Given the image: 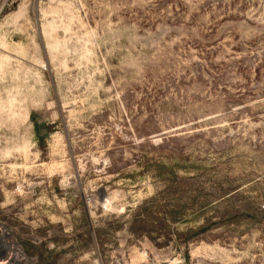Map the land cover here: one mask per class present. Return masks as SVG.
<instances>
[{
    "label": "rangeland",
    "instance_id": "obj_1",
    "mask_svg": "<svg viewBox=\"0 0 264 264\" xmlns=\"http://www.w3.org/2000/svg\"><path fill=\"white\" fill-rule=\"evenodd\" d=\"M120 263L264 264V0H0V264Z\"/></svg>",
    "mask_w": 264,
    "mask_h": 264
},
{
    "label": "trees",
    "instance_id": "obj_2",
    "mask_svg": "<svg viewBox=\"0 0 264 264\" xmlns=\"http://www.w3.org/2000/svg\"><path fill=\"white\" fill-rule=\"evenodd\" d=\"M31 118L35 124L38 140L40 142H45L52 133L51 129H49V124L39 123V121L35 118V115H32Z\"/></svg>",
    "mask_w": 264,
    "mask_h": 264
},
{
    "label": "built area",
    "instance_id": "obj_3",
    "mask_svg": "<svg viewBox=\"0 0 264 264\" xmlns=\"http://www.w3.org/2000/svg\"><path fill=\"white\" fill-rule=\"evenodd\" d=\"M120 264H122V263H120Z\"/></svg>",
    "mask_w": 264,
    "mask_h": 264
}]
</instances>
